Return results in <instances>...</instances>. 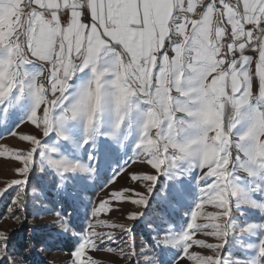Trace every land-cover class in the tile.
Instances as JSON below:
<instances>
[{
    "label": "snow or ice",
    "instance_id": "obj_1",
    "mask_svg": "<svg viewBox=\"0 0 264 264\" xmlns=\"http://www.w3.org/2000/svg\"><path fill=\"white\" fill-rule=\"evenodd\" d=\"M5 137L0 264H264V0H0Z\"/></svg>",
    "mask_w": 264,
    "mask_h": 264
},
{
    "label": "rangeland",
    "instance_id": "obj_2",
    "mask_svg": "<svg viewBox=\"0 0 264 264\" xmlns=\"http://www.w3.org/2000/svg\"><path fill=\"white\" fill-rule=\"evenodd\" d=\"M25 131H27V129H25ZM3 146L23 147V145H21V143L18 140L11 138V137H5L3 140H0V147H3ZM14 178H16L15 173H14V162L9 161L6 157H0V187L4 186L5 181H9ZM100 182L103 183V181H100ZM105 195H106V191H100L99 193H97L96 197H94V201H98L99 199L104 198ZM12 207L14 208L15 205H13ZM2 208L5 209V206L0 205V210ZM113 216L118 217V214L113 213ZM104 218L105 217L103 216L101 217V219H104ZM51 219H52L51 215H45L41 217L40 219L30 220V222L32 224L39 225V224L46 223L50 221ZM119 222L127 223V221H119ZM19 224L20 223L18 220L12 219L10 218L9 215L5 214L4 219L0 223V230L6 233L11 232L15 230L19 226ZM97 231H112V229H108V228H105L104 226H101L97 228ZM210 242H214V241H210ZM115 255L119 256L120 253L117 252ZM96 256L100 259V264H112V262L115 259L114 256L110 255L106 251L96 253ZM46 257H48V260L52 262L53 264H71V258H70L69 252L60 251V250L54 251V252L50 251L46 253ZM115 264H125V262L121 260V261H116Z\"/></svg>",
    "mask_w": 264,
    "mask_h": 264
},
{
    "label": "trees",
    "instance_id": "obj_3",
    "mask_svg": "<svg viewBox=\"0 0 264 264\" xmlns=\"http://www.w3.org/2000/svg\"><path fill=\"white\" fill-rule=\"evenodd\" d=\"M101 181H103V179ZM99 192H100L99 185H97L96 186V195ZM3 209L4 208H2L0 210V223L5 217V209L4 210ZM30 224H32V223L30 222ZM33 225H35V224H33ZM13 231L16 232L15 239L17 242L27 241L29 239V235H30L29 232L26 230L21 231V224H19V226ZM59 250L70 253L71 247H70V245H66L64 242H56L52 247H50V249L48 251L40 252L39 255H37L35 257H29L27 264H53L52 262H50L48 260V257H46V253H48L50 251L54 252V251H59ZM16 259L19 260L20 257H16Z\"/></svg>",
    "mask_w": 264,
    "mask_h": 264
}]
</instances>
